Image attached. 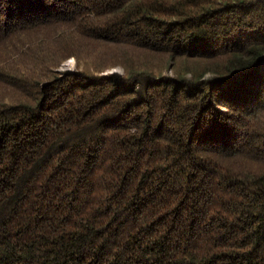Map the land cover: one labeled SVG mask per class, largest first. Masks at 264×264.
Returning a JSON list of instances; mask_svg holds the SVG:
<instances>
[{
	"label": "trees",
	"instance_id": "1",
	"mask_svg": "<svg viewBox=\"0 0 264 264\" xmlns=\"http://www.w3.org/2000/svg\"><path fill=\"white\" fill-rule=\"evenodd\" d=\"M0 83V264H264V0H0Z\"/></svg>",
	"mask_w": 264,
	"mask_h": 264
},
{
	"label": "rangeland",
	"instance_id": "2",
	"mask_svg": "<svg viewBox=\"0 0 264 264\" xmlns=\"http://www.w3.org/2000/svg\"><path fill=\"white\" fill-rule=\"evenodd\" d=\"M231 16V14H230ZM112 48V47H111ZM235 46H227L223 47L222 44L218 46V50L214 54V58L210 59L208 61H199L194 63L195 59L183 56V55H176L172 58V55L167 52H152V53H146V56H143L145 62L147 63V66L152 69L159 70V73L162 75H168V76H176V72L178 70L180 71H187L189 69H193L194 67H214L216 65H219L223 63L224 60L222 59H230L233 54H231L234 51ZM99 51H102L106 54V57L108 56L110 52V46H104L102 44H98ZM244 52L240 53L239 55L242 56ZM107 65L102 68L104 73H110V72H121L122 69L120 67L115 66L113 60H106ZM195 65H194V64ZM197 65V66H196ZM211 65V66H210ZM84 66V60L79 59L76 60L73 57H69L67 59H64L60 62V64L55 68L57 71H64V70H74L77 68H82ZM54 69V70H55ZM190 73L188 74V76ZM211 73L206 72L204 74L205 78L209 77ZM5 89L0 83V96L4 95ZM5 100H10L8 96H5ZM261 119L264 121V110L259 111L258 114L253 115L251 119Z\"/></svg>",
	"mask_w": 264,
	"mask_h": 264
}]
</instances>
